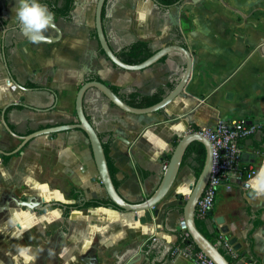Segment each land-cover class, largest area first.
<instances>
[{
  "label": "crops",
  "instance_id": "1",
  "mask_svg": "<svg viewBox=\"0 0 264 264\" xmlns=\"http://www.w3.org/2000/svg\"><path fill=\"white\" fill-rule=\"evenodd\" d=\"M17 4L0 0V121L5 109L16 135L77 123L80 83L98 80L128 97H164L184 74L179 52L140 71L113 64L98 41L95 0H74L68 17L47 6L61 34L50 27V42L38 45L15 24ZM102 18L118 57L146 42L154 51L180 44L193 59L183 94L154 114L122 111L95 88L85 93V114L108 146L123 197L147 199L168 163L173 138L222 120L258 126L240 142L241 166L258 172L264 165V0H107ZM22 143L0 122V264H195L192 255L177 251L181 208L196 177L192 157L183 159L167 200L141 223L110 204L84 205L106 198L83 132L42 134ZM247 182L223 183L213 209L196 224L233 264H264V197L250 195ZM28 197L54 206L41 213L15 206ZM18 247L30 248L33 259L19 256ZM131 247L136 250L123 258Z\"/></svg>",
  "mask_w": 264,
  "mask_h": 264
},
{
  "label": "water",
  "instance_id": "2",
  "mask_svg": "<svg viewBox=\"0 0 264 264\" xmlns=\"http://www.w3.org/2000/svg\"><path fill=\"white\" fill-rule=\"evenodd\" d=\"M107 0H95L96 11H95V27L97 31V37L99 44L104 51L105 56L119 68L130 70V71H140L151 67L153 64L158 62L163 57L173 53L179 52L185 57L186 67L184 74L178 84L168 92L159 102L154 105L137 108L133 107L126 102H124L107 83L98 80L87 81L85 83H80V88L76 98V113H77V123L64 124L54 127H49L33 132L32 134L26 136H19L14 133L9 127L5 119V109L1 113V123L3 124L6 131L21 138L23 141L21 147L29 140L37 135L49 134L54 132L66 131V130H80L86 135V141L90 143L95 164L97 166L100 182L104 188V198L109 199L111 204L109 207H116L122 211L134 214V217L141 223L149 222L151 220L150 210L155 209L160 203L165 202L168 194L173 190L176 180L179 176L181 165L187 149L193 142H200L205 148V160L203 168L198 177H195L192 184L190 185L189 191L187 193V198L183 207V220L187 226V229L191 235L192 241L195 243L196 247L202 251L207 257L212 259L216 264H231V262L225 257V255L220 251L219 245L212 243L197 227L196 224V209L199 199L201 198L206 185L208 183L212 164H213V148L212 143L209 139L198 131H191L183 135L174 137V142L172 153L167 163L166 169L162 172L161 178L155 188V191L147 199H143L139 202H130L125 197H123L119 190L114 185L113 179L111 177L108 162L103 147V142L92 123L87 118L84 110V97L85 93L90 88H95L99 90L112 104L116 107L130 114L144 115V114H154L160 110H163L168 104L180 97L187 85V82L191 76L193 68L192 55L186 47L178 44L167 45L150 56L148 59L142 63L130 65L123 62L116 53L112 50L105 35L103 29V18L102 12L104 5ZM52 15V14H51ZM53 17V15H52ZM58 35H60L59 28L53 23L51 26ZM15 83V82H14ZM21 86V85H19ZM183 202L180 201V204ZM16 207H21L23 210L29 211H45L47 208L54 206L53 203H38L37 200L32 198H27L26 201H18L15 203ZM157 213V212H156ZM223 219H218L221 223ZM222 232L227 231V227L221 229ZM136 250L133 247L127 248L124 251V257L130 254V251ZM122 256V255H121ZM120 256V257H121ZM124 259H121V262Z\"/></svg>",
  "mask_w": 264,
  "mask_h": 264
},
{
  "label": "built area",
  "instance_id": "3",
  "mask_svg": "<svg viewBox=\"0 0 264 264\" xmlns=\"http://www.w3.org/2000/svg\"><path fill=\"white\" fill-rule=\"evenodd\" d=\"M258 126L246 119H231L219 121L214 127L204 128L200 133L205 135L212 143L213 164L206 188L198 201L196 217L206 218L214 207L218 188L230 178L249 180L254 176L252 168L241 166L242 149L240 142L254 134ZM167 164L164 165L165 170ZM182 236V247L178 253L190 254L195 264H216L202 251L195 249V243L183 219L179 222ZM243 264H256L252 260L244 259Z\"/></svg>",
  "mask_w": 264,
  "mask_h": 264
},
{
  "label": "trees",
  "instance_id": "4",
  "mask_svg": "<svg viewBox=\"0 0 264 264\" xmlns=\"http://www.w3.org/2000/svg\"><path fill=\"white\" fill-rule=\"evenodd\" d=\"M164 3L168 4H174V3H179L181 0H161ZM42 4L48 6L51 11L61 17H68L70 15V11L72 9L74 0H62V4L58 5V0H41L40 1ZM184 45V44H183ZM103 51V50H102ZM104 53V51H103ZM155 53V51L151 48V46L146 43V42H137L133 44L132 46L126 48L123 50L120 54V59L130 65H135L142 63L146 59H148L150 56H152ZM113 91L127 104L137 107V108H144L148 107L151 105L156 104L159 102L163 97L162 95H157L153 97H148V96H138V97H128L127 95H122L118 89L113 88ZM195 131H201V129L195 128ZM176 144V143H175ZM107 162H108V167L109 171L111 174V177L113 179L114 185L116 188L119 185V182L116 180V172L117 169L113 166L112 161L110 158H108V146L103 145ZM189 157H192L196 163L195 166V174L196 177L199 176L203 165H204V160H205V148L204 145L200 142H193L189 148L187 149V152L184 156V160H187ZM170 158V157H169ZM111 204L109 199H104V200H92L89 202L84 203L85 206H96V205H109ZM183 211V207L181 208ZM200 220L198 217H196V223H199ZM195 245V244H194ZM195 249L199 250L196 245ZM225 257L233 264L234 260L228 256L226 252H222Z\"/></svg>",
  "mask_w": 264,
  "mask_h": 264
},
{
  "label": "clouds",
  "instance_id": "5",
  "mask_svg": "<svg viewBox=\"0 0 264 264\" xmlns=\"http://www.w3.org/2000/svg\"><path fill=\"white\" fill-rule=\"evenodd\" d=\"M13 11L15 12L13 20L22 35L37 45L50 42V37L45 33L53 26V17L46 5L40 0H18ZM247 187L254 198L264 197V165H261L258 172L248 180ZM17 252L19 256L33 259L29 255L30 248L18 247Z\"/></svg>",
  "mask_w": 264,
  "mask_h": 264
}]
</instances>
